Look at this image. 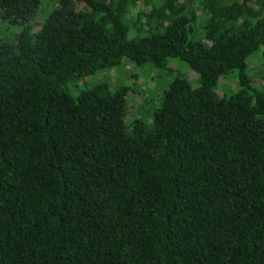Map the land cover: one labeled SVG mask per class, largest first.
Segmentation results:
<instances>
[{
	"label": "trees",
	"instance_id": "1",
	"mask_svg": "<svg viewBox=\"0 0 264 264\" xmlns=\"http://www.w3.org/2000/svg\"><path fill=\"white\" fill-rule=\"evenodd\" d=\"M0 13V264H264V0ZM128 62L152 111L88 79Z\"/></svg>",
	"mask_w": 264,
	"mask_h": 264
},
{
	"label": "rangeland",
	"instance_id": "2",
	"mask_svg": "<svg viewBox=\"0 0 264 264\" xmlns=\"http://www.w3.org/2000/svg\"><path fill=\"white\" fill-rule=\"evenodd\" d=\"M1 13H0V39H10V37L14 34L15 30L17 29L14 25L8 24V22L6 20H3L1 18ZM39 21V18H37L34 23H37ZM36 25V24H35ZM260 50L255 52L253 55H259ZM257 62V60H256ZM169 66H171L175 72L180 73L183 77H185L187 80H189V82L193 85L196 86L197 85V74L192 71L185 62L179 60V59H170V62L168 63ZM157 71L154 68L150 67L148 64H145L143 66H135L133 64H130L129 62L126 63V65L123 67L122 66H118L116 68H112V69H108L105 71H101L98 72L90 77H88V79H90V83H96L99 80L100 81H108L109 83L113 84V85H121V84H129L132 87L133 91H141V88L149 91L150 90V84L149 79H151L152 75L154 74V72ZM137 72V76H139V80L137 81V83H133L130 81H127L128 79V73L130 75V77L132 76V73ZM168 81H165V83ZM164 83V84H165ZM163 84V85H164ZM154 89H151L149 92V98H152V93L154 92ZM72 92H75L76 89H71ZM156 90V89H155ZM159 90V89H158ZM230 91V90H229ZM229 91H227V94L229 93ZM134 102L131 103L130 105V109L131 111H133V109L136 107L135 104L139 103L142 101V95L139 94H134L132 93L131 96L134 97ZM156 106V104H154V102L150 99L149 101H147V106H144V112L147 111L148 109L150 111H152V109ZM136 114L133 113V116H135Z\"/></svg>",
	"mask_w": 264,
	"mask_h": 264
}]
</instances>
